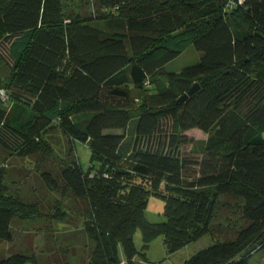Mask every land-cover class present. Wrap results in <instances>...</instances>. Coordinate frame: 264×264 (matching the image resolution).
Here are the masks:
<instances>
[{
    "label": "trees",
    "instance_id": "1",
    "mask_svg": "<svg viewBox=\"0 0 264 264\" xmlns=\"http://www.w3.org/2000/svg\"><path fill=\"white\" fill-rule=\"evenodd\" d=\"M227 1L81 0L85 13L64 0H0V147L44 151L54 127L70 143L57 176L42 173L70 200L44 214L63 246L45 258L2 253L0 264H72L78 244L83 264L132 263L145 259L136 230L142 250L161 236L169 253L211 236L181 264H249L264 249V0ZM189 46L199 60L168 71ZM76 141L91 150L86 170ZM149 195L163 201L161 222L145 217ZM233 206L237 222L223 211ZM39 215L0 165V242Z\"/></svg>",
    "mask_w": 264,
    "mask_h": 264
},
{
    "label": "rangeland",
    "instance_id": "2",
    "mask_svg": "<svg viewBox=\"0 0 264 264\" xmlns=\"http://www.w3.org/2000/svg\"><path fill=\"white\" fill-rule=\"evenodd\" d=\"M67 10L70 11L75 4L78 10H83L89 13V3H81V0H64ZM80 5V6H79ZM95 23L103 26L102 20L95 21ZM200 53L193 47L189 46L187 49L172 59L166 64L168 71H179L181 68L195 64L199 60ZM7 69L3 64H0V77L6 78ZM162 78V77H161ZM164 79V77L162 78ZM165 84V80H161ZM136 90L132 88V98L137 96ZM132 117L134 121L135 107L132 106ZM27 118V117H26ZM133 125V122L131 123ZM129 129V128H128ZM128 133V130H127ZM197 136V132L193 131L191 135ZM264 137V131L261 133ZM130 135V134H129ZM192 135V136H193ZM44 142L47 144L46 150L37 152L32 155L20 156L9 154L0 147V165L6 169V183L10 191H15L19 196L27 201H36L40 209L41 215L26 220H15L13 222L14 238L11 242H0V255H8L12 251L33 252L45 258L43 250L47 247L50 249L57 246H63L61 238L58 236L61 224L55 223L48 216H44L45 212L51 213L55 199H61L69 203V198L61 196L56 190L50 189L44 182L42 177L43 172H48L52 177L58 174L59 166L63 160L68 158L69 141L60 129L54 127L44 135ZM129 139V137H127ZM74 150L77 160L83 170H86L91 161V150L89 147L81 142L74 143ZM233 206L223 209L224 212L232 214L235 211ZM163 201L160 197L149 195L147 198V206L145 210V217L150 222H161L164 220L162 215ZM231 216L233 222H237V214L233 212ZM222 218V217H221ZM220 218V219H221ZM70 219V217H68ZM76 221V219L74 220ZM78 221V219H77ZM64 228V226H63ZM56 238V239H55ZM211 236L206 235L201 239L191 242L185 248L169 253L163 243L162 237L157 236L148 245L145 250H142V238L139 230L134 233V242L139 252H144L145 259L140 254L136 255L132 263L126 264H181L184 259L189 257L192 253L200 248H203L210 242ZM48 240V241H47ZM48 242V244H46ZM73 255L71 257L72 264H83L82 257L85 256V251L82 249V244H78L76 248H71ZM41 253V254H40ZM53 256V255H52ZM249 264H264V249L253 252L248 259ZM30 264V262H28ZM125 264V262H124Z\"/></svg>",
    "mask_w": 264,
    "mask_h": 264
},
{
    "label": "water",
    "instance_id": "3",
    "mask_svg": "<svg viewBox=\"0 0 264 264\" xmlns=\"http://www.w3.org/2000/svg\"><path fill=\"white\" fill-rule=\"evenodd\" d=\"M198 87V83H194L189 89L187 92L183 93L181 96H180V100L182 101L183 99H185L188 95H190L196 88ZM262 240H259L258 243H261ZM256 246H257V243L251 245L244 253L247 254L249 253L250 251H252L253 249H256Z\"/></svg>",
    "mask_w": 264,
    "mask_h": 264
},
{
    "label": "built area",
    "instance_id": "4",
    "mask_svg": "<svg viewBox=\"0 0 264 264\" xmlns=\"http://www.w3.org/2000/svg\"><path fill=\"white\" fill-rule=\"evenodd\" d=\"M243 1L244 0H237V3H242ZM233 3H234V0H228L227 3H226V7L227 8L232 7ZM145 84H146V86H148V83L147 82ZM0 94H2L1 95L2 98H5V96L3 95V91H0ZM121 264H124V261H122Z\"/></svg>",
    "mask_w": 264,
    "mask_h": 264
},
{
    "label": "crops",
    "instance_id": "5",
    "mask_svg": "<svg viewBox=\"0 0 264 264\" xmlns=\"http://www.w3.org/2000/svg\"><path fill=\"white\" fill-rule=\"evenodd\" d=\"M178 31H179V30H178ZM178 31H176V32H178ZM186 49H187V48H186ZM186 49H185V50H186ZM185 50H184V51H185ZM184 51H183V52H184ZM201 238H202V237H201ZM201 238H200V239H201ZM198 240H199V239H198ZM208 243H209V242H208ZM208 243H207V244H208ZM186 246H188V244L185 245L184 247H182L181 249L185 248ZM181 249H179V250H181ZM179 250H178V251H179ZM28 262H30V261H27V262H25L24 264H29ZM30 264H34V263H33V262H30Z\"/></svg>",
    "mask_w": 264,
    "mask_h": 264
}]
</instances>
